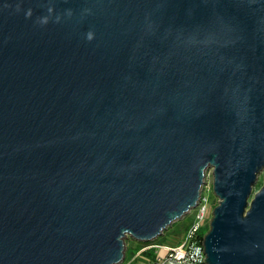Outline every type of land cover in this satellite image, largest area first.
I'll return each instance as SVG.
<instances>
[{
  "label": "water",
  "instance_id": "obj_1",
  "mask_svg": "<svg viewBox=\"0 0 264 264\" xmlns=\"http://www.w3.org/2000/svg\"><path fill=\"white\" fill-rule=\"evenodd\" d=\"M209 264H264V0H0V264H123L197 208Z\"/></svg>",
  "mask_w": 264,
  "mask_h": 264
},
{
  "label": "built area",
  "instance_id": "obj_2",
  "mask_svg": "<svg viewBox=\"0 0 264 264\" xmlns=\"http://www.w3.org/2000/svg\"><path fill=\"white\" fill-rule=\"evenodd\" d=\"M203 191L193 223L188 228L182 242L174 246L164 245L162 243L146 245L138 252L134 260L143 251L153 249L155 257L151 261H146V264H209L204 245L208 197L203 195Z\"/></svg>",
  "mask_w": 264,
  "mask_h": 264
},
{
  "label": "rangeland",
  "instance_id": "obj_3",
  "mask_svg": "<svg viewBox=\"0 0 264 264\" xmlns=\"http://www.w3.org/2000/svg\"><path fill=\"white\" fill-rule=\"evenodd\" d=\"M205 185H206V188L203 191V195L208 197L207 215L205 218V227L207 228V226H210V222L213 217V211L215 207L219 204V199L217 195L214 193V176H213L212 168L208 169L206 172V184ZM263 185H264V169L258 175V182L256 186L253 187V192L250 197V202L253 200L255 194L261 189ZM196 211H197V208H194L192 209V212L185 215V217L174 221V223L170 225L168 229L165 230L164 234L159 236L155 240H152L149 242H141L133 237H128L126 239V242H128L130 251L128 252V255H126L124 264H130V262H133L132 264H146L147 259H145V257L143 256L139 257L137 261L134 260V258L138 255L139 249L142 246L150 245L152 243H162L164 245H170V246L180 244L188 228L193 223ZM207 231L208 230H206V232ZM126 252H127V248H126ZM133 253H135L134 256H133Z\"/></svg>",
  "mask_w": 264,
  "mask_h": 264
},
{
  "label": "trees",
  "instance_id": "obj_4",
  "mask_svg": "<svg viewBox=\"0 0 264 264\" xmlns=\"http://www.w3.org/2000/svg\"><path fill=\"white\" fill-rule=\"evenodd\" d=\"M209 227L210 226H207V228H206V230H209ZM206 230L204 231V235H206V233L208 232H206ZM205 237V236H204ZM126 244H127V252H126V255H128V252L130 251V247L128 246V242H126ZM146 246V245H145ZM144 246H142L140 249H139V251L143 248ZM135 255V253H133V256ZM141 256H143V257H145V259H147V261H151V260H153L154 259V257H155V254H154V250L153 249H148V250H145V251H143L135 260L137 261V259L139 258V257H141ZM133 262H131L130 264H132Z\"/></svg>",
  "mask_w": 264,
  "mask_h": 264
}]
</instances>
